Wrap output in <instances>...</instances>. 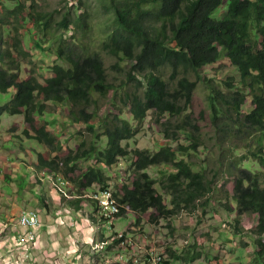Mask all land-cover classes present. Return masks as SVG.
<instances>
[{
    "label": "trees",
    "instance_id": "16d2710c",
    "mask_svg": "<svg viewBox=\"0 0 264 264\" xmlns=\"http://www.w3.org/2000/svg\"><path fill=\"white\" fill-rule=\"evenodd\" d=\"M6 1L15 2L11 13H24L22 0ZM34 5L32 3L30 8ZM102 5L107 12L114 13L117 28L101 48L119 60L131 61L127 84L136 82L143 88V93L125 91L120 99L125 109L118 106L116 99L122 92L119 93L108 79L99 51H90L83 42L79 46L64 39L65 33L76 32L79 27L82 30L77 31L78 35L85 37L90 27L83 16H76L72 24L66 15L53 26L48 20L49 15L29 12L27 16L39 33L33 34L36 38L32 40V49L37 53L34 58L48 60L52 54L48 41L56 44V60L50 66L53 75L41 82L30 70L29 77L20 80L17 71L24 64L21 60L29 62L30 58L27 45H22L20 38L14 39L13 45L20 51L15 57L12 49L7 48L8 41L0 34V47L5 46L3 50L0 48V65L7 62V68L0 67V93L13 91L10 103L0 107V115L23 114L28 124L24 134L55 153L62 147L57 136L48 131L45 124L35 126L36 118L45 113V103H65L74 122L89 125L98 115L99 100L112 94L111 105L119 110L118 113L109 109L93 126H88L91 131L104 127L103 136L107 139L104 148L99 149L94 141L88 144L82 140L66 156L56 153L45 158L38 155L37 171L61 174L74 184L77 193H82L94 183L102 189L109 187L104 169L129 155L122 142L136 135L138 125L147 112L153 110L159 132L168 144L155 152L133 150L134 160L130 167L134 178L131 184L123 182L114 191V196L123 205L120 214L129 209L135 214L137 225L140 215L150 209L158 218L167 219L182 208L195 206L197 200L204 199L201 204H206L213 193L218 172L228 178L235 177L231 199L238 216L257 217L255 232L260 238L256 240L258 259L254 264H264V239L261 238L264 233V0H103ZM219 6L225 7L222 19L213 15ZM69 36L72 41L78 38L75 33ZM165 40H176L178 49L167 47ZM222 56L229 58L239 79L237 84L228 80L221 88L213 80L204 78L208 89L207 109L215 134L213 142L218 147L216 156L211 150L209 152L210 157L216 158L213 162L218 166L209 179L207 170L201 166L195 168L196 164L191 160L192 154L205 143L198 121L189 110L197 80H191L188 73L189 70L198 72ZM167 58L176 59L174 65L177 67L171 74V80L175 81L172 87L157 73ZM179 64L185 69L181 75L177 73ZM197 79L203 81L201 75ZM248 97L251 107L247 111ZM127 108L130 117L123 115ZM132 120L138 122L137 130L132 126ZM94 135L98 139V133L94 131ZM182 135L186 136L187 145L179 142ZM171 142H177V146L173 147ZM91 158H95V162H91L86 170L80 168V160ZM160 165L165 170L161 171L162 178L156 180L147 170ZM157 184L162 192H158ZM151 216L155 218V215ZM235 221L238 223L237 219ZM178 259L181 258L177 256Z\"/></svg>",
    "mask_w": 264,
    "mask_h": 264
},
{
    "label": "rangeland",
    "instance_id": "374dc122",
    "mask_svg": "<svg viewBox=\"0 0 264 264\" xmlns=\"http://www.w3.org/2000/svg\"><path fill=\"white\" fill-rule=\"evenodd\" d=\"M32 3L35 4L33 9L30 8ZM102 3L103 0H22V4L25 5L24 13L18 15L16 12L11 13L15 9V2L0 0V34L2 33V39L8 41L7 48H11L14 56L17 57L20 51L14 47L13 42L16 38H20L22 45L26 44L27 50H29V62H26V59L21 60V62L24 61V64L17 71L20 80L28 78L29 71L33 70L34 75L41 82H44L45 78L53 75L50 66L54 64L57 56L55 53L56 44L48 41L51 44L52 53L49 59L37 61L34 58L33 55L37 53L36 50L32 49V40L36 38L33 34L39 33L27 14L29 12L47 14L49 17L52 16V24L60 21L66 15L69 16L73 24L75 17L81 15L87 20L90 30H87L85 37H81L77 33V31L82 30L81 27L76 32L75 30H69L68 33L64 34V39L68 38L71 43L75 42L79 46L83 42L89 47L90 51H99L107 68L108 79L115 85L114 88L118 89L119 93L122 92L120 97L116 99L118 106L125 109V105L120 102L125 91L133 92L136 90L142 94L143 88L138 86L136 82L129 81L130 83L127 84L126 77L131 61L129 59L119 60L116 56L109 55L101 48V44L108 40L109 34L114 31L113 28H116L113 12H107ZM57 29L59 30V27ZM74 33L75 37H78L76 41H72L69 36ZM24 47L26 46H22V48ZM6 64L7 62L0 65V67L7 68ZM215 70V68H209L206 73L211 75ZM160 72L163 79L171 82L173 86L175 81L171 80V69L166 66ZM227 73L234 78L236 77L231 67L218 70L221 77H224ZM180 74H183L182 69H180ZM189 74L192 76L191 79L195 80L194 76L191 73ZM207 94L208 91L205 86L198 83L194 90L193 101L189 107L193 118L198 121L202 130V140L205 143L204 147L201 146L197 153L192 154L191 160L196 164L195 168L204 167L207 170L208 178L211 179L214 170H218V166L213 162L216 158L210 157L209 152L211 150L213 156H216L215 153L217 154L218 147L213 142L215 134L210 122V113L207 109ZM12 95V90L0 93V107L8 103ZM111 98L112 94L109 95V98L99 100L97 118L95 117L89 125L74 122L69 106L65 103H45V113L41 118H36L35 126L41 127L45 124L47 130L57 136L62 147L61 150H56L55 153L50 148L23 134V130L28 124L22 115L12 116L6 113L1 115L0 264H120L116 257L117 251L115 248L111 247L107 250L100 246L104 237L99 239L98 248L97 245L95 246L97 248L93 251L95 255L92 254L89 246H84L81 248L80 258L75 250L74 242H70L68 236L61 237V240L59 237L57 238L60 241L61 248L54 244L56 237L50 241L49 238L45 240L41 236V232L37 240L32 242L18 237L22 231L19 226L21 214L34 211L40 214L41 218H44L50 212H55L60 205L58 201L53 199L52 188L49 184L42 182V185H45L41 186L35 181L37 174L33 170L36 169L38 155L42 154L45 158H51L56 153L60 156H66L69 150H75L82 140L87 141L88 144L94 141L99 149L104 148L107 141L106 137L103 136L104 127L94 129L96 134L98 133L97 139L94 131H91L88 126H93L107 114L109 109L113 113H118L117 108H112ZM250 107L251 99L248 97L245 109L248 111ZM153 112H149L144 121L140 123L133 138L122 142L129 155L119 158L117 164L104 170L107 184L111 190H117L123 182L131 184L134 178L133 169L130 167L134 160L133 150L138 148L155 152L160 146L168 144L163 134L159 132L160 128L155 123ZM202 114L204 115L201 116ZM123 115L126 117L130 115L128 108L123 112ZM132 124H135V122H132ZM29 132L34 134L32 130H29ZM9 136H11L12 141L8 140ZM184 137L186 136L182 135L179 142L187 145L188 142ZM171 145L176 147L177 142H171ZM184 158L188 159L189 157L184 156ZM94 159L80 160V168L86 170L91 162H95ZM163 170H165V167L160 165L149 167L147 172L156 180H160L162 178L161 171ZM228 177V175L218 172L217 178H214L215 184L211 198L209 197L206 200V204L203 202V206L201 204L202 199H200L194 204L195 206L189 209L182 208L178 214L167 219L158 218L156 212L150 209L140 215L138 225L135 222V216L128 212L115 220L114 227L118 231L132 227L134 234L139 232L147 236L150 245H155V247L161 249L163 264H254L255 260L258 259L256 240L260 238L255 233L257 217L246 214L237 215L235 204L231 199L235 177ZM156 188L158 192H162L159 184L156 185ZM96 189L97 186H93L90 191L86 192L80 199L82 210L73 212L74 218H77L80 222L87 219L85 218L86 213L92 214L94 212L90 193ZM73 199H75V196ZM68 202L64 205L67 206ZM226 204L231 206L230 209L225 206ZM152 214L155 215L154 219L151 216ZM236 219L238 223H236ZM89 225L88 227L92 230H97L102 226L104 233L109 234L107 223L104 224L105 226L101 223ZM234 232L236 234L233 240L230 241ZM261 238L264 239V233ZM140 239L141 237H139ZM140 242L143 243L142 240ZM131 252L133 253L135 250L133 249ZM177 256L181 259L177 260Z\"/></svg>",
    "mask_w": 264,
    "mask_h": 264
},
{
    "label": "clouds",
    "instance_id": "9594fccd",
    "mask_svg": "<svg viewBox=\"0 0 264 264\" xmlns=\"http://www.w3.org/2000/svg\"><path fill=\"white\" fill-rule=\"evenodd\" d=\"M0 7H1V5H0ZM109 13H111V12H109ZM113 15H114V13H113ZM213 15L218 19H222L225 15V7L219 6L213 12ZM48 20L51 22V24L53 23L52 16L51 17L48 16ZM58 22H56L52 25L56 26V25H58ZM116 28H117V26H116ZM114 29L115 28H113V30ZM1 36H2V33H1ZM165 41H166L165 45H167V47H172L175 50L178 49L176 40H165ZM0 48L3 49L4 47H0ZM219 49H220V47H219ZM175 61H176V59L171 60V59L167 58V61L162 63V66L158 68L157 73L160 74L161 73L160 71L163 68H166V66L169 67L173 73V71H175L174 68L177 67L174 65ZM182 65L183 64H179L178 68H177V73H179V75H181L180 69L183 70V73L185 71V69ZM230 67L235 72V75H236L235 78L228 73L224 77H221L218 74L219 69L230 68ZM209 68H215L216 70L214 71V73L209 75L206 73V72H208ZM189 73H191L194 76L195 80H197V85H198V83H201L205 86L206 89H207V86H206L207 82L204 81V78L205 79L209 78V79L213 80L221 88L223 87V83H225L226 81L231 80L237 84V80L239 79V73H238L237 69L232 65L229 58L224 57V56H222L216 63L208 65V66L202 68L198 72H194L192 70L191 71L189 70ZM189 73H188V75H189V78L191 79L192 76ZM198 75H201L203 77V81L197 79ZM170 77H171V75H170ZM191 80H193V79H191ZM169 83L171 84V82H169ZM197 85H196V87H197ZM171 87H172V85H171ZM207 91H208V89H207ZM12 97H13V95H12ZM11 100H12V98H11ZM10 101L8 103H10ZM8 103H6V104H8ZM152 111L153 110L148 111L147 115L149 112H152ZM1 115H0V124H1ZM15 115H22L23 116V114H15ZM12 116H14V115H12ZM128 117H130V115ZM154 117H156V116L154 115ZM132 122H135V124H132V126L137 130L136 127L138 125V122L135 120H132ZM139 125H138V127H139ZM156 125L158 126L157 123H156ZM23 134H24V130H23ZM10 138H11V136L8 137V140L12 141V139H10ZM122 158H124V157H122ZM105 169H109V168L106 167ZM33 172H36V174H37L35 181L38 184H40L41 186H43L45 184H47V185L49 184L51 186V188H52L51 192L54 196L53 199L55 201H58V203H60L56 212L60 209L66 210L67 213H65V215L62 216L61 224H63L66 228H68L69 231L73 230V231H71L74 233V234L72 233V237L74 238L73 242H74L75 250H76V252H78L79 258L81 256V252H82L81 248L84 246H89L92 254H94L93 251L98 248L99 239H101V237H104L100 246L104 249H107V250L111 247L115 248V250L117 251L116 257L118 260H119L120 255H122L124 257L128 256L127 251L125 250L126 248L124 249L122 247V245H127V243H129V242L135 244V248H134L135 254H133L132 256H129L128 261L125 264H154L152 258L156 259V257L160 258V260L157 262V264H163L161 249H158L157 247H155V245H150L149 244L150 243L149 238L147 236H145L143 233H139V232L135 231L136 233L134 234V232H133L134 229H132V227L131 228L127 227L121 231H118L115 229V227H114L115 220L119 216L126 215L128 212H131L129 209H127L124 213L120 214V211H121V208H123V205H121L118 202L117 198L114 196L115 190H111L110 187L102 189L100 185L94 183L92 185V187L97 186V189L95 191H92V193L89 192L91 194L90 200L93 201L94 212L92 214L86 213L85 218H87V219L85 221L80 222L77 218H74L73 212L75 210H77V211L82 210V206L80 205V201H81L80 199L82 198V196L86 192L90 191V189L92 187L90 189L82 192V193H77L74 184L70 180L64 178L61 174L50 173L46 170L37 171L36 169H34ZM104 173H105V171H104ZM42 182H44L45 184L42 185ZM105 191H109L111 193V198L115 200V202L117 204V208H118L115 213H110L109 216H105L102 214V209L104 207V204L103 203L101 204V201H106V198L103 197V193ZM74 196H75V199H73ZM203 200L204 199H202V201ZM42 201L45 203L44 200H42ZM67 201H69V202L67 203V206H65L64 204ZM70 202H72V204H70ZM105 211H107V210H105ZM29 212L35 213L39 217V222H40L39 226H37L36 229L34 230L35 231V237L33 239H27L26 240L28 242H32L34 240H37V238L39 237L40 232H41V228H43L44 223L41 220L42 218H41L40 214H38L37 212H34V211H29ZM25 213H27V212H25ZM131 213L135 216V214L133 212H131ZM246 215H248V214H246ZM135 222H136V216H135ZM95 223H101V225H104L105 223H107L108 229H109V234L106 235L104 233V229L102 228V226H100V228H98L97 230H94V229L92 230L90 227H88V226H90L89 224L94 225ZM136 224H137V222H136ZM130 225H132V224H130ZM255 230H256V228H255ZM234 233H236V232H234ZM139 237H141L140 240H139ZM141 240L143 243L140 242ZM96 245H97V248H95ZM150 252H152V254H150ZM135 259H137L136 263L134 262ZM178 260H180V259H178ZM119 262H120V264H124L120 260H119Z\"/></svg>",
    "mask_w": 264,
    "mask_h": 264
},
{
    "label": "built area",
    "instance_id": "2783aa9c",
    "mask_svg": "<svg viewBox=\"0 0 264 264\" xmlns=\"http://www.w3.org/2000/svg\"><path fill=\"white\" fill-rule=\"evenodd\" d=\"M103 197L106 198V201H102L104 202V214L110 215V213H113V210H117V204L115 202L114 199L111 198V193L109 191H105L103 193ZM107 210V211H105ZM39 217L35 214V213H31V212H27L24 213L20 216L19 219V226L21 228V232L20 235H18L19 238H23L25 240L27 239H33L35 237V229L37 226H39ZM130 245V246H129ZM126 251L128 256L124 257V256H120L119 260L122 263H127L128 261V257L132 256L133 254H135L134 252L132 253L131 251L135 248V244L129 242L127 243V245L125 247H123ZM150 254H152V252H150ZM154 264H157V262L160 260V258L156 257L152 258ZM134 262H137V259L134 260Z\"/></svg>",
    "mask_w": 264,
    "mask_h": 264
},
{
    "label": "crops",
    "instance_id": "0c3cea01",
    "mask_svg": "<svg viewBox=\"0 0 264 264\" xmlns=\"http://www.w3.org/2000/svg\"><path fill=\"white\" fill-rule=\"evenodd\" d=\"M65 213H67L66 210L60 209L57 212L56 211L50 212L48 215H45L44 218L41 219L42 222L44 223L43 228H41V236H43V239L45 238V240L49 238V241L52 238L56 237V239H54L55 240L54 244H57L58 247L60 248L62 246L59 245L60 241L57 240L58 237L61 240V237L68 236L70 242L74 241V238L72 237L73 232L69 231L68 228H66L63 224H61L62 216L65 215Z\"/></svg>",
    "mask_w": 264,
    "mask_h": 264
},
{
    "label": "bare ground",
    "instance_id": "6f19581e",
    "mask_svg": "<svg viewBox=\"0 0 264 264\" xmlns=\"http://www.w3.org/2000/svg\"><path fill=\"white\" fill-rule=\"evenodd\" d=\"M102 203L104 204V202L101 201V204H102ZM102 210H103V215H105V216H109V215H107V214H104V207H103ZM116 211H117V210H113V213H115ZM125 246H126V245H122V247H125ZM120 256H121V255H120ZM120 256H119V257H120Z\"/></svg>",
    "mask_w": 264,
    "mask_h": 264
}]
</instances>
